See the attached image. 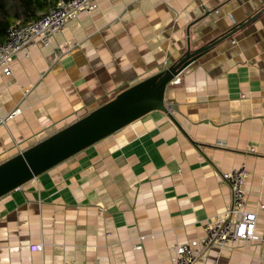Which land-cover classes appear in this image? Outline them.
<instances>
[{
	"label": "crops",
	"instance_id": "obj_1",
	"mask_svg": "<svg viewBox=\"0 0 264 264\" xmlns=\"http://www.w3.org/2000/svg\"><path fill=\"white\" fill-rule=\"evenodd\" d=\"M47 45L0 68V164L168 68L264 8V0H94ZM152 111L0 198V264H170L200 248L244 164L256 240L196 264H264V13L166 88ZM261 207L263 209H261ZM40 245L36 252L31 246ZM140 246V250L135 248Z\"/></svg>",
	"mask_w": 264,
	"mask_h": 264
},
{
	"label": "water",
	"instance_id": "obj_2",
	"mask_svg": "<svg viewBox=\"0 0 264 264\" xmlns=\"http://www.w3.org/2000/svg\"><path fill=\"white\" fill-rule=\"evenodd\" d=\"M262 13L264 8L200 47L191 44L187 28L185 52L168 68L126 88L86 116L1 163L0 198L152 111H162L176 123L168 112L174 108L165 106L167 86L195 61Z\"/></svg>",
	"mask_w": 264,
	"mask_h": 264
},
{
	"label": "built area",
	"instance_id": "obj_3",
	"mask_svg": "<svg viewBox=\"0 0 264 264\" xmlns=\"http://www.w3.org/2000/svg\"><path fill=\"white\" fill-rule=\"evenodd\" d=\"M95 9L94 0H62L56 6L50 7L46 15L39 20L23 26L11 28L4 42L0 43V68L10 74L9 68L13 57L28 46L40 41L43 45L49 43L54 34L59 33L71 20L81 14H91ZM18 115V111L0 117V128ZM244 164L230 172L222 173L221 179L228 185L230 202L223 218L207 222L200 248L195 249L189 244H181L175 248V256L170 264H196L209 248L223 246L238 241L256 240L255 228L257 214L247 209L244 183L247 178ZM261 209H263L261 207ZM140 246L135 249L140 250ZM42 246H31L33 252ZM264 259V253L262 255Z\"/></svg>",
	"mask_w": 264,
	"mask_h": 264
},
{
	"label": "trees",
	"instance_id": "obj_4",
	"mask_svg": "<svg viewBox=\"0 0 264 264\" xmlns=\"http://www.w3.org/2000/svg\"><path fill=\"white\" fill-rule=\"evenodd\" d=\"M62 0H0V43L11 28L35 22Z\"/></svg>",
	"mask_w": 264,
	"mask_h": 264
}]
</instances>
